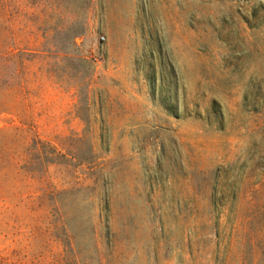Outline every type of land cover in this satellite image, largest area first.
Listing matches in <instances>:
<instances>
[{
  "label": "rangeland",
  "instance_id": "obj_1",
  "mask_svg": "<svg viewBox=\"0 0 264 264\" xmlns=\"http://www.w3.org/2000/svg\"><path fill=\"white\" fill-rule=\"evenodd\" d=\"M0 264H264V0H0Z\"/></svg>",
  "mask_w": 264,
  "mask_h": 264
},
{
  "label": "trees",
  "instance_id": "obj_2",
  "mask_svg": "<svg viewBox=\"0 0 264 264\" xmlns=\"http://www.w3.org/2000/svg\"><path fill=\"white\" fill-rule=\"evenodd\" d=\"M5 30H7V31H8V28H7V29H5ZM70 246H71V243H70Z\"/></svg>",
  "mask_w": 264,
  "mask_h": 264
}]
</instances>
